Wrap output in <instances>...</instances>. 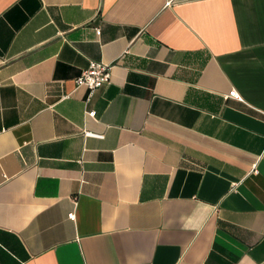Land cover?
<instances>
[{
	"label": "crops",
	"instance_id": "crops-1",
	"mask_svg": "<svg viewBox=\"0 0 264 264\" xmlns=\"http://www.w3.org/2000/svg\"><path fill=\"white\" fill-rule=\"evenodd\" d=\"M0 264H264V0H0Z\"/></svg>",
	"mask_w": 264,
	"mask_h": 264
},
{
	"label": "built area",
	"instance_id": "built-area-1",
	"mask_svg": "<svg viewBox=\"0 0 264 264\" xmlns=\"http://www.w3.org/2000/svg\"><path fill=\"white\" fill-rule=\"evenodd\" d=\"M95 33L97 35L100 34V29L97 28L95 30ZM110 65L96 62V61H90L88 64V67L85 68L79 76L75 78V84L76 86H84L88 89L89 97L91 96L92 92L99 88L100 86L106 84L109 82L110 79ZM229 96H233L235 98H238V94L232 90L228 93ZM87 115L90 117H93L95 115L94 110H88ZM88 134H91L88 132ZM68 216L70 218H73V213H69Z\"/></svg>",
	"mask_w": 264,
	"mask_h": 264
}]
</instances>
